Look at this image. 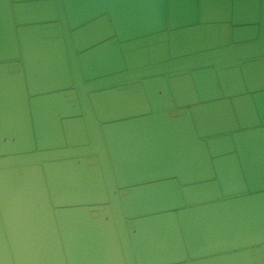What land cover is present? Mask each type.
<instances>
[{"label": "clouds", "instance_id": "1", "mask_svg": "<svg viewBox=\"0 0 264 264\" xmlns=\"http://www.w3.org/2000/svg\"><path fill=\"white\" fill-rule=\"evenodd\" d=\"M0 264H264V0H0Z\"/></svg>", "mask_w": 264, "mask_h": 264}]
</instances>
